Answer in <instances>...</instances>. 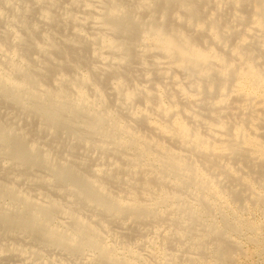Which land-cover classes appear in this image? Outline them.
Returning a JSON list of instances; mask_svg holds the SVG:
<instances>
[{"label": "bare ground", "instance_id": "bare-ground-1", "mask_svg": "<svg viewBox=\"0 0 264 264\" xmlns=\"http://www.w3.org/2000/svg\"><path fill=\"white\" fill-rule=\"evenodd\" d=\"M255 183L264 0H0V264H229Z\"/></svg>", "mask_w": 264, "mask_h": 264}, {"label": "rangeland", "instance_id": "rangeland-1", "mask_svg": "<svg viewBox=\"0 0 264 264\" xmlns=\"http://www.w3.org/2000/svg\"><path fill=\"white\" fill-rule=\"evenodd\" d=\"M257 185L260 186V187H257ZM252 191H253L255 196L262 197L264 199V188L259 183H255L253 185ZM229 195L226 194L224 199H223V203L224 204L227 203L225 205V211L227 212L228 215H231V216L236 215V217H238V222H239V226H240V228L237 229V230H232V231L230 230L229 232L226 231L227 232L226 236L229 239L231 238L230 240L233 243H235L237 245V248H238L237 251L234 253V255L232 257L233 261L231 260L232 262H230L229 264H264V251L262 250V249H264V226H262V225H264V214H263L264 213V211H263L264 207L261 204H259L258 202L254 203V200H250V199L245 200L243 202V205H240L239 203H237V202H235L233 200L231 195L230 196ZM227 206H230V207H227ZM247 207L249 208V210L247 209ZM242 210H244V212ZM213 217H214L213 218V222H215L214 223L215 226L216 227L218 226V228L221 227V229H223L224 228V223L222 221V218H221L220 214L216 213V214L213 215ZM214 219H215V221H214ZM248 220H249V222H248ZM219 223L221 225H223V226H221ZM249 227H250V229H249ZM254 232H255V234H254ZM229 234H230L231 237L228 236ZM149 236L151 237L152 235H149ZM210 239H211V241L209 242ZM212 240H214L213 234L212 235L211 234L208 235V241H207L208 249H207V252L204 255L193 253V252H190V251H187V250L185 251L184 250V248H186V247H184L185 243L182 244V248H180L181 250H179V251L175 250V252L180 256L181 259H182V256L184 257V254L192 255L194 257V259L191 260V261L180 260L179 264H183V263L184 264H196V263L197 264L198 263L199 264H206V263L207 264H223L222 261L219 259V257H217L215 252H213L214 251V247H215V242H214L215 240L213 242H212ZM210 244H211V246H210ZM208 250H210V252ZM205 259H206V261H205Z\"/></svg>", "mask_w": 264, "mask_h": 264}]
</instances>
